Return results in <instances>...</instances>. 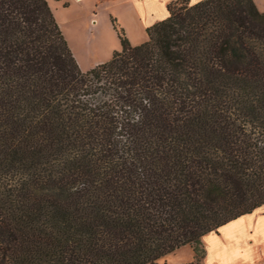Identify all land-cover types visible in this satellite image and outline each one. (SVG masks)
<instances>
[{"label":"trees","instance_id":"1","mask_svg":"<svg viewBox=\"0 0 264 264\" xmlns=\"http://www.w3.org/2000/svg\"><path fill=\"white\" fill-rule=\"evenodd\" d=\"M81 71L46 0H0V264H156L264 205V10L172 0Z\"/></svg>","mask_w":264,"mask_h":264},{"label":"rangeland","instance_id":"2","mask_svg":"<svg viewBox=\"0 0 264 264\" xmlns=\"http://www.w3.org/2000/svg\"><path fill=\"white\" fill-rule=\"evenodd\" d=\"M46 1L81 71L91 69L96 62L111 59L115 51H120V42L112 20L124 31L126 37L130 33L134 41L143 35L132 16V0ZM253 1L260 11L264 10V0ZM197 249L196 255L191 246H183L159 259L156 264H203V239Z\"/></svg>","mask_w":264,"mask_h":264},{"label":"crops","instance_id":"3","mask_svg":"<svg viewBox=\"0 0 264 264\" xmlns=\"http://www.w3.org/2000/svg\"><path fill=\"white\" fill-rule=\"evenodd\" d=\"M170 1L172 0L131 1L133 19L138 22V29L143 33L137 41L130 37V33L127 34L132 46L144 43L147 40L146 29L168 17L166 6ZM198 1L200 0H190V3ZM105 61L96 62L94 65ZM203 242V264H264V205L253 214L242 216L220 227L216 233L207 234Z\"/></svg>","mask_w":264,"mask_h":264}]
</instances>
